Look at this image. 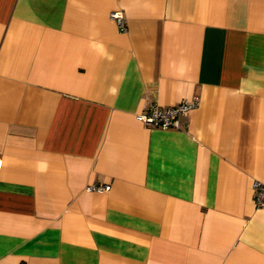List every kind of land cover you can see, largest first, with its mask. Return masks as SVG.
Instances as JSON below:
<instances>
[{
    "label": "crops",
    "instance_id": "crops-1",
    "mask_svg": "<svg viewBox=\"0 0 264 264\" xmlns=\"http://www.w3.org/2000/svg\"><path fill=\"white\" fill-rule=\"evenodd\" d=\"M254 181L264 0H0V264H264Z\"/></svg>",
    "mask_w": 264,
    "mask_h": 264
},
{
    "label": "built area",
    "instance_id": "built-area-1",
    "mask_svg": "<svg viewBox=\"0 0 264 264\" xmlns=\"http://www.w3.org/2000/svg\"><path fill=\"white\" fill-rule=\"evenodd\" d=\"M109 17L115 21L121 31H125L124 17L121 12L113 11ZM199 104V99L196 97L192 100L180 102L172 107L161 108L156 105H150L145 112L136 116L137 120L146 126L158 128L162 130L177 129L180 116L188 114L192 109ZM92 190L102 191L107 189V186L91 187ZM253 200L257 208L264 207V183L254 181L252 184Z\"/></svg>",
    "mask_w": 264,
    "mask_h": 264
}]
</instances>
